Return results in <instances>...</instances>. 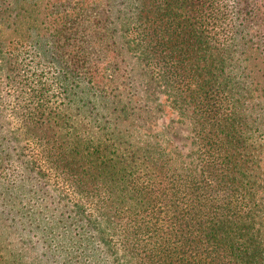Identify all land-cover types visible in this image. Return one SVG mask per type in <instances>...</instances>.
Wrapping results in <instances>:
<instances>
[{"label": "trees", "instance_id": "trees-1", "mask_svg": "<svg viewBox=\"0 0 264 264\" xmlns=\"http://www.w3.org/2000/svg\"><path fill=\"white\" fill-rule=\"evenodd\" d=\"M0 264H264V0H0Z\"/></svg>", "mask_w": 264, "mask_h": 264}, {"label": "rangeland", "instance_id": "rangeland-1", "mask_svg": "<svg viewBox=\"0 0 264 264\" xmlns=\"http://www.w3.org/2000/svg\"><path fill=\"white\" fill-rule=\"evenodd\" d=\"M172 117L173 121L161 119L156 128L134 132L133 137L138 144H154L161 151L179 158L183 166L191 168L193 167L191 151L194 148L191 143V125L187 119L181 118L176 113Z\"/></svg>", "mask_w": 264, "mask_h": 264}]
</instances>
